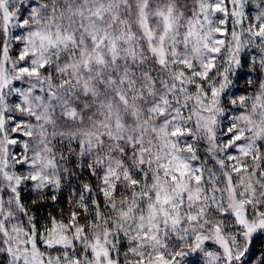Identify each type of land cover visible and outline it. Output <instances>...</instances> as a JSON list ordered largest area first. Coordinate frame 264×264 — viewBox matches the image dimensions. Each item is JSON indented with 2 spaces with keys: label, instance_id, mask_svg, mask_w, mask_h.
<instances>
[{
  "label": "snow or ice",
  "instance_id": "obj_1",
  "mask_svg": "<svg viewBox=\"0 0 264 264\" xmlns=\"http://www.w3.org/2000/svg\"><path fill=\"white\" fill-rule=\"evenodd\" d=\"M0 264H264V0H0Z\"/></svg>",
  "mask_w": 264,
  "mask_h": 264
},
{
  "label": "trees",
  "instance_id": "obj_2",
  "mask_svg": "<svg viewBox=\"0 0 264 264\" xmlns=\"http://www.w3.org/2000/svg\"><path fill=\"white\" fill-rule=\"evenodd\" d=\"M257 259H258V257H257Z\"/></svg>",
  "mask_w": 264,
  "mask_h": 264
}]
</instances>
